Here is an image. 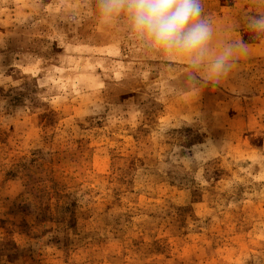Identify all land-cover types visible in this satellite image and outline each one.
Returning <instances> with one entry per match:
<instances>
[{"label":"rangeland","instance_id":"1","mask_svg":"<svg viewBox=\"0 0 264 264\" xmlns=\"http://www.w3.org/2000/svg\"><path fill=\"white\" fill-rule=\"evenodd\" d=\"M201 5L193 66L101 0H0V264H264V0Z\"/></svg>","mask_w":264,"mask_h":264},{"label":"clouds","instance_id":"2","mask_svg":"<svg viewBox=\"0 0 264 264\" xmlns=\"http://www.w3.org/2000/svg\"><path fill=\"white\" fill-rule=\"evenodd\" d=\"M101 7L108 14L126 11L133 28L153 46L186 54L193 66L204 62L213 29L202 16L201 0H101ZM251 26L264 30V18L255 20ZM247 51L244 44L225 47L211 61V72L226 75L232 57Z\"/></svg>","mask_w":264,"mask_h":264}]
</instances>
